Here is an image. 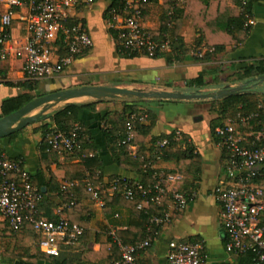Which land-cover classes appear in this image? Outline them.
I'll return each mask as SVG.
<instances>
[{
	"label": "built area",
	"instance_id": "built-area-1",
	"mask_svg": "<svg viewBox=\"0 0 264 264\" xmlns=\"http://www.w3.org/2000/svg\"><path fill=\"white\" fill-rule=\"evenodd\" d=\"M152 0H113L107 8L108 26L114 31L121 53L154 57L161 49L169 48L168 34L155 38L144 24L143 6ZM188 0H169L166 14L168 26L173 24L174 11ZM93 0H0V83L8 80L2 63L11 55L22 58L24 80L38 81L59 74L75 56L93 45L87 25L72 16V10ZM249 0H239L238 8L245 16L244 26L252 27L255 18L248 8ZM19 26V38L12 39V26ZM210 50L212 48H209ZM202 56V51L198 52ZM262 103L255 110L228 115L216 126L218 144L225 157L224 177L213 187L212 194L221 208V224L225 231L224 248L237 257L248 250L254 253L252 264H264V116L259 115ZM260 116V127L247 129V120ZM147 114L130 112L125 123L126 138L130 142L137 122H145ZM81 125L74 122L69 129L52 126L46 135L48 149L61 156L80 150ZM180 132H177V137ZM167 143L163 139L157 144ZM135 145L128 144L130 152ZM92 153H90L91 155ZM144 167L153 168L152 181L144 184L135 179L116 176L93 185L85 184L92 200L103 205V194L120 193L124 198L138 201V208L148 212L144 235L139 240L123 242L115 229L109 230L119 251L113 264H146L141 259L175 212H180L196 196V190L185 187L186 176L176 169L155 168L148 161ZM78 180L65 181L60 190L72 196ZM121 182L120 187L118 184ZM40 188L20 158L0 154V216L17 231L28 224L38 234L42 252L57 256L61 247L78 246L84 228L59 211L51 220L39 214L43 200ZM71 200L65 206H72ZM146 204L147 207H144ZM166 264H206L203 242L200 239H170ZM222 264H234L223 262Z\"/></svg>",
	"mask_w": 264,
	"mask_h": 264
},
{
	"label": "crops",
	"instance_id": "crops-1",
	"mask_svg": "<svg viewBox=\"0 0 264 264\" xmlns=\"http://www.w3.org/2000/svg\"><path fill=\"white\" fill-rule=\"evenodd\" d=\"M110 3L111 0H93L92 3L80 4L72 10V16L87 25L93 45L75 56L73 61L56 76L36 81V89L41 94L83 85L99 84L118 86L134 84L183 91L216 90L225 84H236L235 81H231L234 77L232 74L244 65L248 58L264 56V0H249L248 2V8L255 18V24L251 27L247 38L238 45H226L222 51L214 54L205 55L207 45L202 30L194 28L191 21L185 19L179 31L183 46L177 54L178 57H173L171 61H168L163 55L154 57L143 54L132 57L120 56L117 52L115 35L114 33L111 34V29L108 26L106 10ZM167 7L168 5L164 0H152L146 9L144 24L151 30L157 29ZM18 35L19 26L15 23L12 26V39L9 43L15 44L19 38ZM200 51H202V56L198 55ZM21 66L22 58L14 55L2 63L3 71L7 74L12 85L0 83V104L4 98L25 91L23 86L19 85L24 81ZM202 70L206 71L205 81L207 85L200 89L188 86L189 80L196 77ZM86 99L88 100L82 102L95 100L90 97H86ZM117 101H122V98L100 100L95 104L94 110L81 109L78 115V119L88 129L93 139L95 153L102 160L100 176L103 182L115 176L127 179L136 178L133 171L123 169L114 162L106 146L103 117L108 112L122 109V102ZM182 101L188 100L157 101L149 99V101L137 102L139 108L148 110L150 115L156 116L155 123L145 139V147H149L151 136L176 130L189 137L200 157L201 164L196 176L185 175V187L191 189L195 186L196 196L188 202L185 209L172 215L170 222L160 229L151 246L141 254V259L146 264H166V253L170 239L193 238L203 242L206 264L234 262L236 257L228 254L224 248L225 231L220 219L221 208L212 194L213 187L225 174L223 150L210 133V120L215 115H210V111H199L195 104L197 100H192L190 102L192 104H189L191 106L189 111L192 110L194 116L201 115L202 119L194 120L191 117H182L178 113L182 109L179 106L187 105L186 102ZM63 104L58 102L48 109L47 114ZM48 121L46 119L45 122ZM35 126L37 124L32 123L25 126L14 138L8 135L0 137L1 153L8 157L20 158L31 176H34L38 170H42V177L45 178L46 186L42 188L44 197L40 203V210L46 217H58L60 210L67 216L65 200L57 190V187L67 180L64 169L57 164L77 162L79 160L78 154L76 152L68 156L59 155L57 162L53 161L45 165L42 159L41 131H36ZM137 149V145H135L134 152ZM153 167L176 169L174 161L162 159H157ZM260 182L264 185V181L261 180ZM77 200H79L81 208L87 209L89 235L78 246L63 245L58 255L60 261L81 262L83 250L98 251L101 244L106 241L109 230L126 229L130 219L128 209L123 206L115 207L113 215L107 216L103 210V205L92 200L90 194ZM143 206L147 207L146 204ZM0 222L7 223L1 216ZM0 229L6 230L4 227ZM14 243L15 238L13 236L1 235L0 252H13ZM19 245L23 249L19 252L28 250L29 253H34L39 250L37 239L32 236L23 237ZM12 264L51 263L46 260H38L33 263L23 257L15 259ZM85 264L95 263L90 261Z\"/></svg>",
	"mask_w": 264,
	"mask_h": 264
},
{
	"label": "trees",
	"instance_id": "trees-1",
	"mask_svg": "<svg viewBox=\"0 0 264 264\" xmlns=\"http://www.w3.org/2000/svg\"><path fill=\"white\" fill-rule=\"evenodd\" d=\"M112 1L113 0H111V3ZM164 1L167 5L169 4V0ZM238 4L239 0H188L183 7L175 9L173 24L170 27L168 26V15L166 14L167 9H165L159 27L154 30H148L155 38H161L165 34H168L171 38L169 48L161 49L156 55H163L168 61H171L173 57H178L177 54H179L178 52L183 46L182 37L179 31L182 22L185 19H189L194 28L202 30L203 38L207 45V49L204 52L205 55L220 52L226 47V45H238L242 43L247 38L251 27L244 26L246 19L242 12H240ZM147 7L148 5L143 6V17L145 16ZM110 32L111 34L114 33L113 30H110ZM209 48L212 49L210 50ZM117 52L122 57H132L137 55L134 53L119 52L118 45ZM205 75L206 71L202 70L196 77L189 80L188 86L195 89L205 87L207 85ZM232 75L234 77L231 81L235 82H243L264 75V56L248 58L246 63L234 71ZM35 82L36 81L24 80L19 85L23 86L25 91L4 98L0 104V117L19 109L27 102L41 95L40 91L36 89ZM3 84L12 85V82L7 80L3 82ZM121 98L122 109L108 112L103 117V132L105 135L106 146L109 153L112 155L114 162L123 169L133 171L136 174V179L144 184L152 181L151 174L154 171L153 168L144 167V163L148 161L154 163L157 159L174 161L176 170H179L185 175L192 174L193 177L196 176L200 170V157L189 140V137L181 132L180 136L177 137L178 131L173 130L169 133L151 136L149 139V147H145V139L155 123L156 116L154 114L150 115L148 110L139 108L137 102H145L149 101V99ZM154 100L166 101L159 99ZM99 101L100 100H92L88 102H66L45 117L32 123L37 124V126H35L36 131H41L42 159L45 165H48L53 161L57 162L59 157V154L55 149H48L46 135L50 128L56 126L61 129H69L73 126L74 122H78L81 125L83 135H81L80 138L81 148L77 151L79 160L72 163L67 162L57 164L64 169L67 181L74 179L79 181L78 185L71 190L72 196L68 193H63L60 190L61 186H58L57 190L62 195L63 200H65V204L69 203L71 200L74 201L72 206H66L67 208L65 209H67V217L84 228V233L80 238V242L84 240V238H88L89 235L88 216L87 209L81 208L78 202L79 200L77 199L89 195V192L85 188L87 182L96 185L101 181L100 169L102 166V160L95 153L93 139L91 138L88 129L78 119V115L81 109L94 110L95 104ZM212 101H217V106L216 109L209 108L210 112L215 113V117L210 120L209 127L211 136L216 142H219V138L215 133V127L222 124L223 120L228 115H235L239 111L248 112L250 110H255L257 105L262 103L263 108L259 111V115L261 117L264 116V91L247 89L242 93L232 94L221 99H212ZM130 112H137L139 114L145 112L147 114V120L145 122H137L130 142L122 143V140L126 138L125 123L127 121V115ZM260 116L252 117L247 120V129H256L260 127ZM46 119L49 121L45 122ZM22 129H19L8 136L14 138L22 131ZM163 139L167 140L166 144L162 146L157 144V142ZM129 143L137 145V151L134 153L130 152L128 149ZM90 153L92 154L90 155ZM42 176V170H38L34 176H31L32 182L36 184L41 191L42 188L46 186L45 178ZM261 180L264 181V177H262L260 181ZM120 184L121 182L118 184L119 187ZM191 189L195 190L196 187L193 186ZM103 199V210L107 216L113 215L114 208L118 206L126 207L129 211L130 219L127 228L124 230H117L116 236L123 242H131L141 239L144 235L145 223L149 211L138 208V201L128 200L120 193L111 195L103 194ZM40 203L39 214L44 216L40 210ZM46 218L51 220L57 219V217ZM1 227H4L6 230L0 229V236H13L15 238V245L12 250L13 252H0V264H12L15 259L23 257L33 263L38 260H46L51 264H85L90 261L95 264H113L114 261L119 258L118 248L109 235H107L106 241L101 244L98 251H93L91 249L83 250V254H81V262L73 263L67 262L66 260L60 261L58 259L59 254L53 256L42 252L40 249L34 253H29L28 250L19 252L23 250L19 245L23 237L32 236L37 239L38 243V234L30 225L26 224L23 228L14 231L7 223L0 222V228ZM189 240H191V238H189ZM253 261L254 253L248 250L239 254L233 263L252 264Z\"/></svg>",
	"mask_w": 264,
	"mask_h": 264
},
{
	"label": "water",
	"instance_id": "water-1",
	"mask_svg": "<svg viewBox=\"0 0 264 264\" xmlns=\"http://www.w3.org/2000/svg\"><path fill=\"white\" fill-rule=\"evenodd\" d=\"M264 81V75L254 77L233 85L225 84L223 87L211 91H183L178 89L129 87L118 85H83L60 89L41 94L19 109L0 117V137L7 136L25 126L38 121L47 115L49 108L58 102H69L79 97H90L95 100L113 98H140L159 100H210L221 99L232 94H239L251 86V82ZM39 108L38 112L32 113Z\"/></svg>",
	"mask_w": 264,
	"mask_h": 264
},
{
	"label": "rangeland",
	"instance_id": "rangeland-1",
	"mask_svg": "<svg viewBox=\"0 0 264 264\" xmlns=\"http://www.w3.org/2000/svg\"><path fill=\"white\" fill-rule=\"evenodd\" d=\"M236 83H239V82H236ZM251 86L249 88H246L247 89H253V90H256V91H264V81H261V82H251L250 83ZM123 85H129V87H144L145 89H151L152 87L150 86H137V85H134V84H123ZM122 84L120 86H123ZM204 91H211V90H204ZM121 98V97H120ZM85 100H88L86 99V97H79V98H75V99H71L70 101H77V102H82V101H85ZM192 100H188V101H182V102H186L187 105H180L179 108H182L181 110H176L178 111L179 114L182 115V117H185V118H188V117H191L192 119H197L199 118L200 120L202 119L201 115H192V110L191 112L189 111L191 106L189 104H192L190 103ZM117 102H122V101H117ZM196 103V108L199 110V111H204V112H207L209 111V108L210 109H213L215 108L216 109V106H217V101L214 102L212 101V99L210 100H201V101H195ZM64 102H60V104H63ZM189 107V108H188ZM39 109H35L33 111V113H36ZM210 115H215V113L213 112H209ZM184 115H187V116H184Z\"/></svg>",
	"mask_w": 264,
	"mask_h": 264
}]
</instances>
